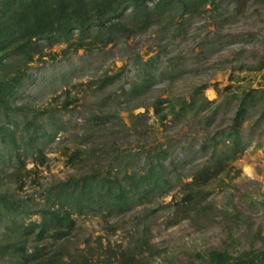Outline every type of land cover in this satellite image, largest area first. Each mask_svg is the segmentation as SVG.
<instances>
[{
	"label": "rangeland",
	"instance_id": "1",
	"mask_svg": "<svg viewBox=\"0 0 264 264\" xmlns=\"http://www.w3.org/2000/svg\"><path fill=\"white\" fill-rule=\"evenodd\" d=\"M77 2L80 20L70 17ZM68 3L3 21L0 243L64 204L74 228L30 232L28 264L258 257L264 0ZM84 177L94 196L71 211L55 195Z\"/></svg>",
	"mask_w": 264,
	"mask_h": 264
},
{
	"label": "trees",
	"instance_id": "2",
	"mask_svg": "<svg viewBox=\"0 0 264 264\" xmlns=\"http://www.w3.org/2000/svg\"><path fill=\"white\" fill-rule=\"evenodd\" d=\"M49 1L51 0H0V58H3L6 55V51L8 50L7 41L11 34L8 31L9 28L7 22H3L5 17L9 14L20 13L22 17L34 20L35 18H38L41 13L44 14ZM118 2L119 1H115L114 3ZM79 3L80 2H77L72 11V16L70 17L80 20L86 15L81 17L83 10L78 5ZM59 4L60 7L68 8L69 6L68 0H66V2L64 0H59ZM115 10L114 6L108 5L105 12ZM161 111L160 107L156 108V114L160 116L161 121H164L167 119V115H162ZM242 112H244V110ZM95 184H97V182L90 177L81 178L78 183H75V181L61 183L59 187L60 190L58 192L57 187L58 193H56L55 196L59 198V201L64 200L69 210H71V208L74 209L78 205H85L92 200L91 198L94 196V190H96ZM63 191H65L64 196L61 195ZM110 193L112 195V192ZM114 198L117 199L118 195H114ZM102 199L103 197H100L99 201ZM61 207V209H49L44 211L42 213V223L40 224L32 223L29 226L18 228L15 232L17 234L16 240L9 241L5 244H3L4 242L0 243V255L11 256V259L15 264H28L30 257L26 254L27 250L24 238L30 232H33L36 229H41V234H43L47 227H54L59 231L73 229L75 225V222L72 219L73 213L68 210L66 211L64 204L61 205ZM209 264H264V251H262L258 257L246 255L238 258H233L223 253H216L212 255Z\"/></svg>",
	"mask_w": 264,
	"mask_h": 264
},
{
	"label": "bare ground",
	"instance_id": "3",
	"mask_svg": "<svg viewBox=\"0 0 264 264\" xmlns=\"http://www.w3.org/2000/svg\"><path fill=\"white\" fill-rule=\"evenodd\" d=\"M213 93H214V92H213ZM210 96L213 97V94L210 93ZM246 172H247V173H252V169L249 168V167H247V168H246Z\"/></svg>",
	"mask_w": 264,
	"mask_h": 264
}]
</instances>
